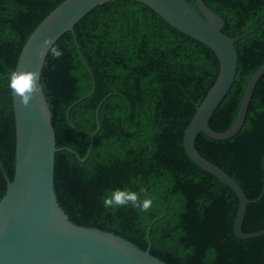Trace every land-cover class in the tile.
<instances>
[{
    "label": "trees",
    "instance_id": "1",
    "mask_svg": "<svg viewBox=\"0 0 264 264\" xmlns=\"http://www.w3.org/2000/svg\"><path fill=\"white\" fill-rule=\"evenodd\" d=\"M64 1L0 0V201L16 170L9 74L34 30ZM187 1L198 8L197 0ZM205 2L226 20L228 36L254 30L236 43V80L210 122L215 130L226 131L251 77L264 64V0ZM75 36L69 31L57 41L54 47L63 55L56 60L49 53L42 73L60 148L55 188L70 219L113 232L142 249L149 247L147 232L157 219L151 254L168 264H264V235L246 240L235 235L239 199L234 190L198 166L184 147L185 130L219 74L216 53L134 0L97 6L76 24ZM106 97L101 129L87 157L90 132L98 126L96 111ZM196 146L232 175L250 199L260 196L264 75L241 130L226 140L201 133ZM106 189L135 191L151 199L152 207L146 213L131 206L105 210L100 198ZM263 229L264 195L248 205L243 223L248 233Z\"/></svg>",
    "mask_w": 264,
    "mask_h": 264
},
{
    "label": "water",
    "instance_id": "2",
    "mask_svg": "<svg viewBox=\"0 0 264 264\" xmlns=\"http://www.w3.org/2000/svg\"><path fill=\"white\" fill-rule=\"evenodd\" d=\"M110 1L118 0H65L42 21L23 47L15 70L39 72L41 91L27 109L20 105L19 99L13 98L16 170L13 180L8 182L6 195L0 201V264H168L151 254L150 235L157 219L147 232L149 247L142 249L113 232L73 222L59 203L55 188V157L60 148L57 147L53 112L42 84L49 54L40 57L38 49L45 39L52 38L54 46L69 31L75 36L76 24L97 6ZM134 1L146 4L171 26L202 42L218 56L219 74L185 130L184 147L198 166L230 186L238 196L235 235L243 240L264 235V229L250 233L243 230L248 205L264 195V181L260 196L250 199L232 175L203 156L196 146L201 133L226 140L234 137L245 124L255 88L264 75V64L251 77L234 124L226 131H218L210 122L236 80L239 65L236 43L254 30L237 37L228 36L224 33L226 20L205 0H197L198 8L187 0ZM94 91L95 86L92 93ZM107 98L97 108L98 126L90 132L93 139L87 157L94 145V137L101 129L99 113ZM78 102L68 109V119ZM78 156L82 161L87 159Z\"/></svg>",
    "mask_w": 264,
    "mask_h": 264
},
{
    "label": "clouds",
    "instance_id": "3",
    "mask_svg": "<svg viewBox=\"0 0 264 264\" xmlns=\"http://www.w3.org/2000/svg\"><path fill=\"white\" fill-rule=\"evenodd\" d=\"M52 38L45 39L39 46L38 55L43 57L48 53L50 48L51 56L59 60L63 53L58 47H54ZM54 67V66H53ZM8 87L13 98L19 99L20 105L27 109L31 106L32 101L38 96L40 88V73L28 70H13L9 74ZM146 189L141 188V193H145ZM101 204L105 210H117L131 206L140 212H148L153 204L149 198L141 199L140 193L128 189H106L100 198Z\"/></svg>",
    "mask_w": 264,
    "mask_h": 264
}]
</instances>
